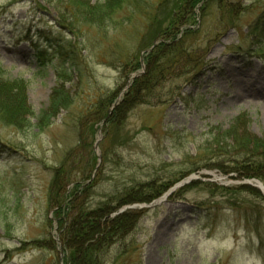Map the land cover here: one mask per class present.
<instances>
[{
  "label": "rangeland",
  "instance_id": "rangeland-1",
  "mask_svg": "<svg viewBox=\"0 0 264 264\" xmlns=\"http://www.w3.org/2000/svg\"><path fill=\"white\" fill-rule=\"evenodd\" d=\"M205 1L180 28L174 55L159 53L154 96L114 131L105 116L157 46L145 36L146 10L124 7L101 31L78 21L84 11L74 0H0V75L24 81L36 115L58 73L73 103L43 129L0 118V264H64L49 197L65 160L68 193L93 182L95 200L125 185L172 182L169 190L196 176L159 205L128 209L142 218L128 251L115 247L108 264H264V193L241 183L264 180L234 171L257 144L255 153L264 151V0Z\"/></svg>",
  "mask_w": 264,
  "mask_h": 264
},
{
  "label": "trees",
  "instance_id": "trees-1",
  "mask_svg": "<svg viewBox=\"0 0 264 264\" xmlns=\"http://www.w3.org/2000/svg\"><path fill=\"white\" fill-rule=\"evenodd\" d=\"M74 1L77 2L75 8L80 7L84 11L83 14H78L80 16L78 21L94 24L101 31L116 19L115 15L124 7L131 8V15L144 8L146 18L150 21L147 22L145 33V36L149 38V43L156 39L163 40L151 52H145L143 59L147 70L132 80L131 87L125 93L122 102L114 108L111 114L105 116L106 125L109 128L114 127L112 128L114 131H119L128 112L154 96V84L161 78L163 71L162 65L159 67L163 55L159 56V53L163 51L168 52V55H174L175 51L181 47L183 39L178 35L181 32L180 28L188 23L191 14L196 16V12L192 11L202 0H160L157 3L154 0H104L94 4L84 0ZM212 1L214 0H206L203 4L208 3L209 5ZM155 7H157L156 10L158 9V14L155 12ZM66 10L70 9L67 7L64 11ZM189 31L191 30L188 29L184 33ZM149 43L143 48L149 47ZM134 51L130 58L134 56ZM127 65L124 63L123 67ZM132 65L131 71L142 67L140 60ZM58 76V84L52 90L48 108L36 115L27 106L25 99L27 86L24 81L21 79L8 80L0 75L1 120L17 127L26 125L43 129L49 126L63 110L69 109L73 104L72 96L66 88L67 78L60 73ZM70 81L71 79L68 80ZM117 91V89L110 91L111 100L116 99ZM32 118L36 119L35 123H31ZM240 145L244 144L240 143ZM258 146L257 144L256 149L251 150L252 156L248 155L243 160H236L234 171L242 177H256L264 180V151L255 153L262 150L263 146ZM68 170L67 160H65L55 171L49 197L58 224L64 264H108V256L115 247L121 249L119 255L126 253L130 245L125 240L137 228L143 211L127 210L113 216L114 212L124 205L149 203L162 196L170 184L172 185V182L164 185L155 182L156 180L125 185L123 189L95 200L93 182L85 186L76 182L75 189L68 193L67 186L71 183ZM119 255L116 259L120 258ZM117 262L116 260L113 264Z\"/></svg>",
  "mask_w": 264,
  "mask_h": 264
},
{
  "label": "water",
  "instance_id": "water-1",
  "mask_svg": "<svg viewBox=\"0 0 264 264\" xmlns=\"http://www.w3.org/2000/svg\"><path fill=\"white\" fill-rule=\"evenodd\" d=\"M135 78V75L132 76L131 80H133ZM131 83L129 82L128 87ZM118 104V101L115 103L114 107ZM194 178H196L195 175L190 176L185 178L184 180L180 181L179 183L175 184L173 187H171L166 193L163 194L162 197L151 201L150 203H134L131 205H125L123 206L118 212L114 213V215L116 214H120L125 212L128 209H142V208H150V207H154L156 205L161 204L163 201H165V199L167 198L168 195H170L175 189H177L178 187L184 186L188 183H190ZM242 184H248L254 187H257L258 189H260L263 193H264V184L257 180V179H244L243 181H241Z\"/></svg>",
  "mask_w": 264,
  "mask_h": 264
},
{
  "label": "bare ground",
  "instance_id": "bare-ground-1",
  "mask_svg": "<svg viewBox=\"0 0 264 264\" xmlns=\"http://www.w3.org/2000/svg\"><path fill=\"white\" fill-rule=\"evenodd\" d=\"M162 41H163L162 39H157V42H156L155 45H158V44H159L160 42H162ZM138 76H139L138 74H135V78L138 77ZM135 78H134V79H135ZM130 87H131V85H129L128 88H130ZM127 90H128V89H127ZM122 92H123V91H122ZM126 92H127V91H126ZM126 92H125V93H126ZM122 100H123V99H122ZM122 100H121V98H118V99H117L118 104H117L116 106H118V105L120 104V101L122 102ZM117 101H116V102H117ZM116 102H115V103H116ZM115 103H114V105H115ZM114 105H113V107H112V109H111V111H110V114L113 112L114 108L116 107V106L114 107ZM97 144H98V143H97ZM193 180H194V179H193ZM193 180H192V181H193ZM192 181H191V182H192Z\"/></svg>",
  "mask_w": 264,
  "mask_h": 264
}]
</instances>
